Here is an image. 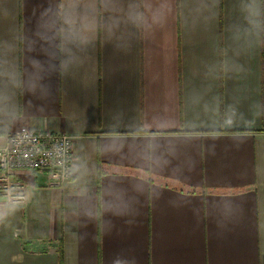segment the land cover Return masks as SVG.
I'll return each instance as SVG.
<instances>
[{"label": "crops", "instance_id": "obj_1", "mask_svg": "<svg viewBox=\"0 0 264 264\" xmlns=\"http://www.w3.org/2000/svg\"><path fill=\"white\" fill-rule=\"evenodd\" d=\"M22 126L74 175L15 172L0 264H264V0H0V148Z\"/></svg>", "mask_w": 264, "mask_h": 264}, {"label": "built area", "instance_id": "obj_2", "mask_svg": "<svg viewBox=\"0 0 264 264\" xmlns=\"http://www.w3.org/2000/svg\"><path fill=\"white\" fill-rule=\"evenodd\" d=\"M74 139L50 129L22 126L9 133L0 148V192L13 201L25 198L24 184L15 177L20 169L47 171L57 185L73 178Z\"/></svg>", "mask_w": 264, "mask_h": 264}, {"label": "trees", "instance_id": "obj_3", "mask_svg": "<svg viewBox=\"0 0 264 264\" xmlns=\"http://www.w3.org/2000/svg\"><path fill=\"white\" fill-rule=\"evenodd\" d=\"M102 163L99 162V174L101 175L103 173V169L101 168ZM63 263L62 255H60V264Z\"/></svg>", "mask_w": 264, "mask_h": 264}]
</instances>
